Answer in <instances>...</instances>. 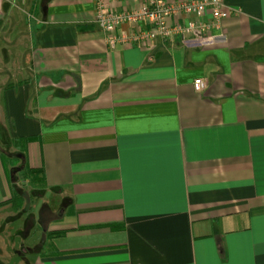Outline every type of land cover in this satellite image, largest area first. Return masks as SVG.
Instances as JSON below:
<instances>
[{
	"label": "crops",
	"instance_id": "0c3cea01",
	"mask_svg": "<svg viewBox=\"0 0 264 264\" xmlns=\"http://www.w3.org/2000/svg\"><path fill=\"white\" fill-rule=\"evenodd\" d=\"M223 1L212 44L187 34L113 48L94 0H0V27L9 19L31 47L23 80L0 82V146L45 192L42 237L0 233V253L21 252L13 264H264V0ZM7 162L0 204L15 195Z\"/></svg>",
	"mask_w": 264,
	"mask_h": 264
},
{
	"label": "built area",
	"instance_id": "2783aa9c",
	"mask_svg": "<svg viewBox=\"0 0 264 264\" xmlns=\"http://www.w3.org/2000/svg\"><path fill=\"white\" fill-rule=\"evenodd\" d=\"M134 9L116 10L111 7L108 0H94L97 13V24L107 35V41L115 48L118 43L132 46L151 42L159 37L171 38L175 35L192 34L203 45L214 43V37L210 34L211 29L220 28L221 22L229 17L223 0H136ZM196 16L203 18L211 15V23L200 24L190 22L188 26L177 24L171 26L170 19L178 16ZM147 24L148 29L139 32H124L122 36L117 31L123 26H135ZM204 32L206 34H204ZM205 79H196L194 89L202 93L207 89Z\"/></svg>",
	"mask_w": 264,
	"mask_h": 264
},
{
	"label": "rangeland",
	"instance_id": "374dc122",
	"mask_svg": "<svg viewBox=\"0 0 264 264\" xmlns=\"http://www.w3.org/2000/svg\"><path fill=\"white\" fill-rule=\"evenodd\" d=\"M17 30L18 31L15 32L13 28L10 27L9 19L6 26L0 27V82L3 81L4 86L17 84L20 80H23L25 75L23 76L20 73L29 68L31 48L29 34H27L26 30H22V28ZM25 44L26 46H24ZM16 45H19L18 47L21 49V52L14 54L13 49ZM0 153L8 161L9 179L16 184L13 186L14 197L16 196L19 198L11 204H6L3 207L4 209L2 208V210H0V233L11 229L9 230L11 233L19 234L16 235V244L21 242L22 237H28L32 231H35V233L39 232L40 237H42L43 223H45V221L41 219V224L38 225L40 231H38L33 227V223L36 219L33 213H36L37 211L35 212V210L41 208V199L44 198L45 192L41 187L34 186L31 182H28L29 180L23 178L26 167L25 158L21 153L16 152L14 148L8 145L0 146ZM43 216L44 213L41 214V217ZM15 249L13 248V250L11 249L5 253L2 251L3 253L1 252L2 255L0 259H7L9 264H13L12 259H14L16 255H21V252L18 251L19 248H17V250ZM0 264L3 263L0 262Z\"/></svg>",
	"mask_w": 264,
	"mask_h": 264
},
{
	"label": "trees",
	"instance_id": "16d2710c",
	"mask_svg": "<svg viewBox=\"0 0 264 264\" xmlns=\"http://www.w3.org/2000/svg\"><path fill=\"white\" fill-rule=\"evenodd\" d=\"M31 141H32V138H27V139H23V140L22 139L15 140L14 143H15V145L20 146L22 148V147L26 146L28 143H30ZM0 156H1V154H0ZM34 173H35V170L28 169L26 171V173L23 174V178H25V179L30 180L31 182H33L32 176H33ZM18 199L19 198L15 196V197H13L10 200H8V201H6L4 203H1L0 204V207L5 206L6 204H9V203L11 204V203H13V201L18 200Z\"/></svg>",
	"mask_w": 264,
	"mask_h": 264
}]
</instances>
